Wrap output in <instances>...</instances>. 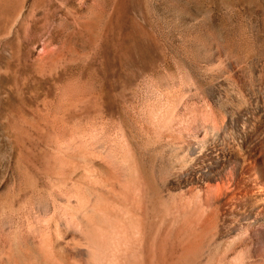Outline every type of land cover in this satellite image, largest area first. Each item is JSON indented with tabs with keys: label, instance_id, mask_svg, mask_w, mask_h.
<instances>
[{
	"label": "rangeland",
	"instance_id": "1",
	"mask_svg": "<svg viewBox=\"0 0 264 264\" xmlns=\"http://www.w3.org/2000/svg\"><path fill=\"white\" fill-rule=\"evenodd\" d=\"M4 12L0 264H18L14 247L30 253L16 214L21 203L62 182L109 185L95 169L111 176L126 150L136 169L131 142L186 156L179 175L206 167L209 146L264 154V0H11ZM129 88L147 106L136 100L124 109ZM165 120L169 130L158 127ZM254 127L260 132L249 137ZM203 232L176 238L151 264L175 263L181 249L204 241Z\"/></svg>",
	"mask_w": 264,
	"mask_h": 264
},
{
	"label": "bare ground",
	"instance_id": "2",
	"mask_svg": "<svg viewBox=\"0 0 264 264\" xmlns=\"http://www.w3.org/2000/svg\"><path fill=\"white\" fill-rule=\"evenodd\" d=\"M10 5L11 0H0V13ZM160 79L157 88L164 82ZM134 88L123 97L126 110L133 108L136 100L147 106V97H140ZM158 127L169 130L171 125L165 120ZM254 130L249 131V137L260 132ZM103 137L99 140L102 146L108 139ZM130 144L136 169L127 150L121 156L122 163L113 164L111 176L102 167L95 169L97 175L109 177L111 185L87 180L57 183L43 188L39 199L19 205L16 214L30 253L23 255L14 247L18 264H151L152 257L165 255L176 238L199 231L205 232L204 241L181 249L176 264H264V154L242 146H227L217 153L214 146H209L203 151L209 161L206 167L191 168L179 175L186 156L153 149V142ZM217 163L219 166L213 165ZM121 173L125 175L124 184Z\"/></svg>",
	"mask_w": 264,
	"mask_h": 264
}]
</instances>
